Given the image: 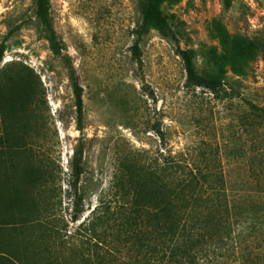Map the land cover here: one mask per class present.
I'll return each mask as SVG.
<instances>
[{"label": "rangeland", "instance_id": "rangeland-1", "mask_svg": "<svg viewBox=\"0 0 264 264\" xmlns=\"http://www.w3.org/2000/svg\"><path fill=\"white\" fill-rule=\"evenodd\" d=\"M148 4L52 0L57 53L37 0H0V153L28 264L159 259L161 207L187 193L179 160L225 173L234 211L264 213V186L242 182L254 167L264 181V0H159L146 20ZM189 63L224 85L188 86ZM233 245L205 264H234Z\"/></svg>", "mask_w": 264, "mask_h": 264}, {"label": "trees", "instance_id": "trees-1", "mask_svg": "<svg viewBox=\"0 0 264 264\" xmlns=\"http://www.w3.org/2000/svg\"><path fill=\"white\" fill-rule=\"evenodd\" d=\"M226 1L229 4L233 2ZM158 3L159 0H149L146 20L152 18L158 10ZM51 4L52 0H37V12L50 32L55 51L62 53L63 41L52 19ZM237 39L238 36L233 39L235 44ZM237 48L240 52L245 51L241 46ZM139 58L141 59L140 55ZM187 68L188 86L202 85L216 91L224 85L215 75L204 77L198 74L192 63H189ZM71 75L77 97L78 123L80 128H84V86L78 80L73 65ZM177 165L181 170L186 169V172L182 171L180 178L177 177V182L187 193L183 197L180 194L175 195V202L171 207L166 205L161 207L157 240L150 243L156 244V250L161 252L160 258L157 260H154V257L149 258L145 264H205L204 258H207L208 253L216 251L217 248L223 249L229 243L234 244L233 249L243 252V257L236 259L234 264H264V213L234 211L228 192L229 181L225 173L216 176L212 171L204 170L202 164L197 162L183 163L179 160ZM253 169L255 174L251 175V179H243V184L253 185L256 182L254 186H264L262 176L257 173L259 170L255 167ZM75 210L78 212L80 208L76 206ZM75 217H78L77 213ZM151 237L154 235L150 234L149 239ZM128 259L127 264H136L134 257Z\"/></svg>", "mask_w": 264, "mask_h": 264}, {"label": "crops", "instance_id": "crops-1", "mask_svg": "<svg viewBox=\"0 0 264 264\" xmlns=\"http://www.w3.org/2000/svg\"><path fill=\"white\" fill-rule=\"evenodd\" d=\"M0 264H28L11 160L0 153Z\"/></svg>", "mask_w": 264, "mask_h": 264}]
</instances>
